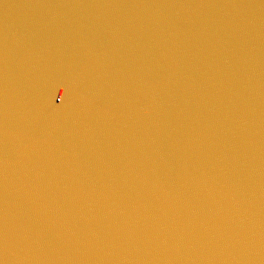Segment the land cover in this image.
Returning <instances> with one entry per match:
<instances>
[{
    "label": "water",
    "instance_id": "1",
    "mask_svg": "<svg viewBox=\"0 0 264 264\" xmlns=\"http://www.w3.org/2000/svg\"><path fill=\"white\" fill-rule=\"evenodd\" d=\"M0 264H264L102 134L0 22Z\"/></svg>",
    "mask_w": 264,
    "mask_h": 264
},
{
    "label": "snow or ice",
    "instance_id": "2",
    "mask_svg": "<svg viewBox=\"0 0 264 264\" xmlns=\"http://www.w3.org/2000/svg\"><path fill=\"white\" fill-rule=\"evenodd\" d=\"M63 94V90H61V95Z\"/></svg>",
    "mask_w": 264,
    "mask_h": 264
}]
</instances>
